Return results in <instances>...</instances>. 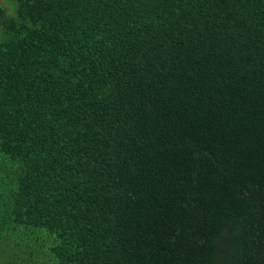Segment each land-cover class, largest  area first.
<instances>
[{
  "label": "trees",
  "instance_id": "obj_1",
  "mask_svg": "<svg viewBox=\"0 0 264 264\" xmlns=\"http://www.w3.org/2000/svg\"><path fill=\"white\" fill-rule=\"evenodd\" d=\"M11 1L0 264H264V0Z\"/></svg>",
  "mask_w": 264,
  "mask_h": 264
},
{
  "label": "rangeland",
  "instance_id": "obj_2",
  "mask_svg": "<svg viewBox=\"0 0 264 264\" xmlns=\"http://www.w3.org/2000/svg\"><path fill=\"white\" fill-rule=\"evenodd\" d=\"M0 2L3 4V5H5L6 7H8V9H9V14H11L12 13V11H13V7H14V4L12 3V1L11 0H0ZM13 6V7H12Z\"/></svg>",
  "mask_w": 264,
  "mask_h": 264
}]
</instances>
